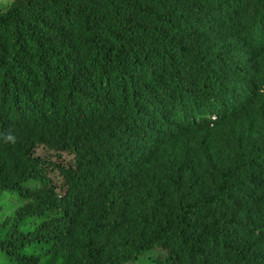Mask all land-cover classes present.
I'll use <instances>...</instances> for the list:
<instances>
[{"label":"trees","instance_id":"obj_1","mask_svg":"<svg viewBox=\"0 0 264 264\" xmlns=\"http://www.w3.org/2000/svg\"><path fill=\"white\" fill-rule=\"evenodd\" d=\"M5 199L0 264H264V0L0 4Z\"/></svg>","mask_w":264,"mask_h":264},{"label":"rangeland","instance_id":"obj_2","mask_svg":"<svg viewBox=\"0 0 264 264\" xmlns=\"http://www.w3.org/2000/svg\"><path fill=\"white\" fill-rule=\"evenodd\" d=\"M9 1L11 0H0V4L8 3ZM63 157L66 161H69L72 158V155L65 154ZM52 159H55V158L52 156ZM51 174H54V173H51ZM7 201H9V199L1 200L0 202L2 205H5ZM165 256H166V253L163 250L158 249L156 247V248H152L149 251L144 252L141 256H139L137 259L130 261L128 264H158L159 260H161L162 258H165Z\"/></svg>","mask_w":264,"mask_h":264}]
</instances>
